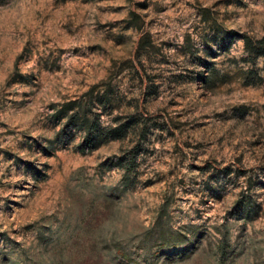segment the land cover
Instances as JSON below:
<instances>
[{
    "label": "rangeland",
    "instance_id": "rangeland-1",
    "mask_svg": "<svg viewBox=\"0 0 264 264\" xmlns=\"http://www.w3.org/2000/svg\"><path fill=\"white\" fill-rule=\"evenodd\" d=\"M244 37L264 0H0V264H264Z\"/></svg>",
    "mask_w": 264,
    "mask_h": 264
},
{
    "label": "trees",
    "instance_id": "trees-1",
    "mask_svg": "<svg viewBox=\"0 0 264 264\" xmlns=\"http://www.w3.org/2000/svg\"><path fill=\"white\" fill-rule=\"evenodd\" d=\"M242 41L245 52L250 54L254 53L256 56L264 52V37L257 40L255 43H253L252 40L248 37L242 38ZM124 130L125 129L119 123L108 126L105 129H102V134L99 131L94 132L92 127L91 128L85 127L84 145L86 148H88V150H93L94 148L103 144L106 141V139H113V140L122 139L124 136L122 135Z\"/></svg>",
    "mask_w": 264,
    "mask_h": 264
}]
</instances>
